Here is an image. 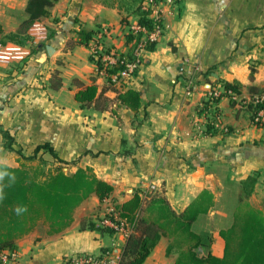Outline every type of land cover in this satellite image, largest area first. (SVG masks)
<instances>
[{
  "label": "crops",
  "instance_id": "0c3cea01",
  "mask_svg": "<svg viewBox=\"0 0 264 264\" xmlns=\"http://www.w3.org/2000/svg\"><path fill=\"white\" fill-rule=\"evenodd\" d=\"M27 1L0 0V40L17 43L11 37L27 16ZM137 17L115 0H58L42 18L48 37L30 57L0 61V128L13 135L14 147L31 155L47 142L69 162L68 171L90 168L113 186L106 200L86 198L59 232L39 222L16 240V259L0 264H66L74 253L103 248L119 253L125 241L97 220L135 193L162 196L180 212L209 191L213 205L191 226L202 238L199 254H223L219 231L235 213L264 216V126L252 121L248 107L249 87L264 88V0H181L131 82L110 87L97 74L90 46L98 40L103 49L126 54L133 45L127 23ZM83 33L90 35L86 43ZM226 82L239 83L240 102L223 95L213 103L209 93ZM91 83L96 97L81 105L76 92ZM127 87L139 91L138 108L118 99ZM2 143L0 133V163L19 166ZM37 157L46 169L61 164L47 151ZM149 196L142 201L145 217H151ZM170 243L161 235L143 264H173L178 252Z\"/></svg>",
  "mask_w": 264,
  "mask_h": 264
},
{
  "label": "trees",
  "instance_id": "16d2710c",
  "mask_svg": "<svg viewBox=\"0 0 264 264\" xmlns=\"http://www.w3.org/2000/svg\"><path fill=\"white\" fill-rule=\"evenodd\" d=\"M57 1L28 0L25 7L27 16L11 39L23 43L31 24L48 16ZM115 1L126 13L142 17L139 9L142 0ZM3 31L0 23V36ZM89 38L88 33L82 34L85 43ZM127 39L134 43L137 38L128 33ZM152 47L153 45L149 49ZM239 87V83L226 82L223 84L222 95L228 90L239 95ZM249 89L252 96L248 107L253 108L251 119L257 126H264V120H255L258 110L264 109V88L251 85ZM96 94L97 84L91 83L79 89L75 98L83 105L91 102ZM259 95H263V99L254 103V97ZM118 99L131 108H138L140 105V93L131 87L119 92ZM0 133L4 149L16 153L20 161L17 167L0 163V251H16V240L39 222L46 224L50 233L65 229L71 223L75 209L86 198L95 194L103 200L112 192L113 186L98 178L90 168L79 167L73 172H65L63 168L69 162L60 159L49 143L39 144L31 155H25L21 149L14 147L15 139L8 130L0 128ZM40 150L50 153L62 165L45 169V163L41 159L39 164H32L37 160ZM149 198L146 212L151 217L142 215L144 197L140 198L137 193L124 203L116 204L122 216L137 219L133 232L125 238L117 264H143L161 235H168L171 239L170 250L175 248L178 252L173 264H264V216L258 211L249 209L243 213H235L232 225L219 231L224 239L221 256L211 252L199 254L197 249L202 244V238L191 226L200 213L207 212L213 205L212 194L207 190L202 191L180 212L175 211L162 196L150 195ZM18 209L21 211L18 212ZM87 226L93 228V224ZM107 249L112 250L103 248L102 251Z\"/></svg>",
  "mask_w": 264,
  "mask_h": 264
},
{
  "label": "built area",
  "instance_id": "2783aa9c",
  "mask_svg": "<svg viewBox=\"0 0 264 264\" xmlns=\"http://www.w3.org/2000/svg\"><path fill=\"white\" fill-rule=\"evenodd\" d=\"M181 0H142L140 11L142 17L138 16L133 22L127 23L129 33L137 39L134 41L131 49L126 54H118L114 51H108L101 47L96 40L90 46V54L97 66V74L105 79V83L110 87H124L135 77L139 68L145 61V55L149 47L154 45L163 35L166 14H173ZM103 28V32H106ZM27 43H2L0 41V61H26L32 54V47L48 37V26L43 19L34 21L27 31ZM235 102H240L239 95L232 90L226 92ZM222 91L214 89L209 93V99L214 103L220 98ZM263 99V95L255 96L253 102L257 103ZM212 123L218 126L219 115L214 110ZM264 120V109H259L255 120ZM226 130V128H224ZM155 186L151 185V190ZM145 195L144 198H147ZM106 197L103 200H106ZM136 218L128 219L121 215L116 205L106 208L97 220V226L118 234L125 241L127 235L133 232ZM123 248V247H122ZM122 250V249H121ZM112 250L101 251L98 254L79 252L74 253L65 259L66 264H117L119 254ZM16 251H0V262L7 263L16 259Z\"/></svg>",
  "mask_w": 264,
  "mask_h": 264
},
{
  "label": "rangeland",
  "instance_id": "374dc122",
  "mask_svg": "<svg viewBox=\"0 0 264 264\" xmlns=\"http://www.w3.org/2000/svg\"><path fill=\"white\" fill-rule=\"evenodd\" d=\"M40 159H37V160H35V161H33L32 162V164H39L40 163V161H39ZM45 167V166H44ZM67 167H65V168H63V170L65 171V172H70V171H68V169H66ZM46 169V168H45Z\"/></svg>",
  "mask_w": 264,
  "mask_h": 264
},
{
  "label": "clouds",
  "instance_id": "9594fccd",
  "mask_svg": "<svg viewBox=\"0 0 264 264\" xmlns=\"http://www.w3.org/2000/svg\"><path fill=\"white\" fill-rule=\"evenodd\" d=\"M18 212L21 211L20 209L17 210Z\"/></svg>",
  "mask_w": 264,
  "mask_h": 264
}]
</instances>
